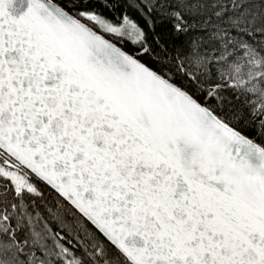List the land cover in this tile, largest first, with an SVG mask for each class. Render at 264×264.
<instances>
[{"label": "water", "instance_id": "obj_1", "mask_svg": "<svg viewBox=\"0 0 264 264\" xmlns=\"http://www.w3.org/2000/svg\"><path fill=\"white\" fill-rule=\"evenodd\" d=\"M0 148L134 264H264V150L51 0H0Z\"/></svg>", "mask_w": 264, "mask_h": 264}, {"label": "trees", "instance_id": "obj_2", "mask_svg": "<svg viewBox=\"0 0 264 264\" xmlns=\"http://www.w3.org/2000/svg\"><path fill=\"white\" fill-rule=\"evenodd\" d=\"M264 150V0H51ZM29 171L0 175V264H134ZM0 155V161H1Z\"/></svg>", "mask_w": 264, "mask_h": 264}, {"label": "rangeland", "instance_id": "obj_3", "mask_svg": "<svg viewBox=\"0 0 264 264\" xmlns=\"http://www.w3.org/2000/svg\"><path fill=\"white\" fill-rule=\"evenodd\" d=\"M0 175L4 177L12 185L14 190H25L28 192H36L35 184L30 180V173L26 169L18 166L10 157L0 151Z\"/></svg>", "mask_w": 264, "mask_h": 264}]
</instances>
